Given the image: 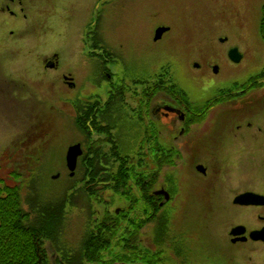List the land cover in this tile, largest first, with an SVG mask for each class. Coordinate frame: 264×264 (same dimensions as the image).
<instances>
[{
	"label": "flooded vegetation",
	"instance_id": "af4514ba",
	"mask_svg": "<svg viewBox=\"0 0 264 264\" xmlns=\"http://www.w3.org/2000/svg\"><path fill=\"white\" fill-rule=\"evenodd\" d=\"M108 4L104 0H96L94 5L92 0H0V15L17 21L23 32H27L28 23V30L31 27L40 40L42 34L50 33L64 46L67 33L75 29V15L83 18L76 41L71 43L73 47L67 49L69 66L61 71L64 56L57 53L41 61L42 76L53 73L45 78L43 89L72 93L99 87L100 77L108 80L104 97L79 103L75 110L82 125H93L91 132L97 138L91 139L97 140L103 152L112 147L119 152L117 143L123 137L124 122H117V117L128 110L133 112L131 96L139 93L136 89H142L145 110L136 121L142 126L144 138L135 146L138 151L133 149L131 167L136 175L140 166L151 170L144 183L137 179L135 189L137 193L150 190L153 213L142 220L144 212L139 211L138 226L126 222L121 243L109 246L108 257L100 264H264V234L256 239L264 231V201L255 205L237 203L247 194L264 197V72L220 96L205 92L182 98L173 91L163 97L162 78L156 76L152 80H135L131 86L128 82L113 83L118 76L114 57L124 52L125 45L121 41L113 49L107 40L104 19ZM166 27L169 31L161 40L178 29L174 21ZM185 27L186 49L191 47V41L189 26ZM122 56L123 61L127 59ZM208 67L215 71L214 64ZM72 68L84 70L81 81L66 72ZM25 69L23 73L30 72V68ZM217 69L220 72V66ZM55 73L59 76L54 77ZM88 74L91 82L83 84ZM23 83L0 84L7 86L9 94L22 96L27 93ZM121 118L129 120L130 115ZM90 146L95 147L94 143ZM252 164L256 165L253 171ZM176 172L182 173L179 179L173 176ZM145 183L148 187L142 189ZM162 190L169 194L166 202L163 196L156 195ZM149 226L151 243L145 236ZM151 244L154 254L147 252ZM229 251L237 252V257L232 259Z\"/></svg>",
	"mask_w": 264,
	"mask_h": 264
},
{
	"label": "rangeland",
	"instance_id": "374dc122",
	"mask_svg": "<svg viewBox=\"0 0 264 264\" xmlns=\"http://www.w3.org/2000/svg\"><path fill=\"white\" fill-rule=\"evenodd\" d=\"M95 1L92 0L93 5ZM107 2H109L107 17L104 19L107 22L105 28L107 40L112 43L113 49L121 44V41L125 45L124 52L117 53L114 57L115 65L118 67L116 69L118 76H113L115 77L113 83L128 82L131 86L135 80H152L155 78L154 71L159 73L164 70L167 72V79H171L169 84L173 85L172 82H174L179 94L190 98L205 92L220 96L223 91L240 88L238 85L247 83L264 72V39L260 32L264 0H107ZM93 16H96L95 12ZM83 21L82 17L80 19L78 15H75L73 19L76 24L75 29L67 33V43L64 46L63 43L56 42L50 33L42 34L43 39L40 40V35H35L31 27L28 30V23H25L27 32H23L22 25L17 21L0 15V83L24 82L21 86L27 92L22 96L11 95L6 91L7 86L0 84L3 85L0 86V178L8 183H22V193L25 194L24 197L28 196L27 199L31 195L34 196V192H31V188L34 187L37 193L34 197L41 205L44 202L54 203L62 196V185H66V181L71 178L69 170L65 165L63 166V162L66 163L65 156L68 146L78 140H83L82 135H85L76 125L72 128L71 121L72 119L74 121L77 115L75 106L72 110L70 105H63V110L65 112L68 110L67 113L70 114L67 118L71 125L68 124L66 113L64 120H57L61 103L65 101L71 105L83 104L86 100L104 97L108 90L105 88L108 80L106 79L105 82L100 77L99 62L96 66L100 78L95 79L93 83L97 80L101 85L90 90L84 89L72 93L51 91L48 94L46 90H43L46 84L33 83L36 81L35 77L39 78L43 74L41 61L46 56L55 53L62 54L64 56L62 72L69 66L70 55L67 54V49L73 47L71 43L76 41L79 34L77 29ZM172 21L178 29L174 34L166 35L161 43L156 44L154 41L156 29L161 26H171ZM186 24L190 29L189 40L191 42L188 45L191 47L185 49L183 48L185 44L183 30L187 29ZM221 39H226L228 42L221 43ZM233 49H237L242 55V61L239 64L229 61L230 50ZM123 54L127 57L124 61ZM204 58H206L205 61ZM32 64L34 67L31 66ZM209 64H214L215 68L220 66L219 74L214 70L211 72ZM25 68H30V72L23 73ZM66 72L75 74L80 81L82 80L81 73L84 74V70L80 72L74 68ZM51 74L44 76L43 80L46 82L44 78L48 79ZM58 76L55 73L54 77ZM89 82L91 78L88 74L82 83L88 85ZM132 99H134L133 109L140 111L144 105L143 98L137 95ZM117 111L119 112V108ZM121 117V115L117 117V122H124L122 124L124 134L117 143L119 153L132 156L133 149L140 145L144 132H142V126L136 121L138 117H132L131 120L126 121ZM50 131L52 134L47 135ZM43 144L46 150L51 149L47 150L46 155L41 151V148L44 150ZM85 145L86 149H89L91 142L87 141ZM32 154L38 156L37 159L32 158L39 163L36 172L41 168L37 173L41 177L38 179L34 177L31 180L32 163H35L32 159L30 160ZM39 157L44 159L41 162L42 165L45 163L43 170ZM255 169L256 165L252 164L251 171ZM13 170L17 171L16 175L12 174ZM43 172H46L50 178L42 177ZM59 172H61L60 177L53 180V173ZM17 176L21 177L16 178ZM77 176V181L81 182L80 170ZM173 176L179 177V173ZM20 178L23 179L20 181ZM79 185L83 187L82 183ZM78 194L79 192L75 193V196ZM75 196L73 200L75 199L76 202ZM90 201L95 200L90 199ZM105 201H109V204L114 203L110 208L112 218L115 215L114 211L123 207L115 201ZM77 202H84V198H79ZM140 207L146 211V215L142 216L143 219L152 214L147 205L141 204ZM95 208L101 209L100 206H95ZM100 213L101 221L104 213L102 210ZM113 220L115 217L112 222ZM64 221L65 229L61 238L59 237L60 240L52 244L47 243L45 246L48 250L49 264L58 262L57 248L60 241L65 244L66 249L73 250L70 253L73 255L75 247H78L76 243L80 242L81 235H83L81 229L88 226L87 221L82 220L79 209H70ZM81 221L83 227L80 229ZM127 221L128 218L121 221L123 225L119 230H114L115 234L122 232V228L127 226ZM150 226L145 232V236H149L147 240L149 243L153 242L152 226ZM151 249L154 250L153 245ZM228 253L232 259L238 255L234 251ZM219 261L222 263L221 260ZM204 264L210 263L205 262Z\"/></svg>",
	"mask_w": 264,
	"mask_h": 264
},
{
	"label": "trees",
	"instance_id": "16d2710c",
	"mask_svg": "<svg viewBox=\"0 0 264 264\" xmlns=\"http://www.w3.org/2000/svg\"><path fill=\"white\" fill-rule=\"evenodd\" d=\"M260 25L261 37L264 39V6ZM161 84L163 86L162 93L166 95L172 94L177 88V86L169 85V81L163 80ZM121 94L122 91L118 95ZM62 110L63 107L60 106V115L57 120L62 121L65 119L66 112ZM144 110L142 106L137 113ZM71 124L72 128L76 125L83 134H86V136L82 135L84 139L81 140L83 145L86 146V138L88 136L92 137L87 123L82 125L77 117L74 118V121L72 119ZM48 129L51 130L50 128ZM51 134L52 132L50 131V134L47 135ZM95 145L97 147H89L86 150V156L80 161L79 169L82 181H77L76 178L78 176L67 180L66 185H62L61 188L63 189L62 196L54 203L44 202L43 205L39 204L37 198L34 197L37 194L34 187L31 188L34 196L31 195L27 199L28 196L24 197L25 194L22 193V183H8L0 178V264H39L40 259L43 264H49L47 261L48 250L45 249V246L47 243L52 244L60 240V236L65 229L64 220L67 218L70 209H79L82 214V220L87 221L88 226L87 228L83 227V222L81 221L82 226L80 229L83 227L81 231L85 236L81 235L82 238L79 243H76L78 247H75L73 255L70 254L73 250L66 249L65 244L60 241L57 248L59 258L56 264H92L103 253L107 252V248L111 244L110 238L112 239L114 236L109 235L107 229L119 228L122 223L116 215L113 216L115 220L112 222L113 214L110 213V208L114 203L109 204V201L105 200L115 201L116 203L123 201L127 212H135L139 200L136 198L135 189H133L135 177L134 170L130 167L129 156L120 155L114 147H112L110 152H103L99 145ZM42 146L44 148V144ZM47 150L50 151L51 149L48 148ZM47 150L41 148L45 155ZM35 153L37 154V152ZM33 154L30 158V160L32 159L35 162L32 163L33 169L31 171H33V174L32 178H30L31 180L34 177L35 179L41 177L40 174L37 175L41 168L36 172L39 163L35 159L38 156L35 154V157ZM43 157H39L41 158L40 163L44 160ZM61 159L63 162V158ZM44 164L42 165L41 163L42 170ZM12 172L13 175H16V172ZM140 172L142 177H145L148 170L144 168ZM43 176L46 179L50 178L46 172H43ZM18 177L21 176L16 178ZM81 183L83 185L82 188L79 185ZM78 192L79 194L75 196V193ZM74 196L76 202L75 199L73 200ZM82 197L84 202H77ZM147 197L148 190L145 191L142 200L150 204V199ZM115 198L120 199L115 200ZM90 199L95 201H90ZM95 206H100L101 209H96ZM148 206L150 207V205ZM101 210L104 214L100 221ZM76 253H79V255H76Z\"/></svg>",
	"mask_w": 264,
	"mask_h": 264
},
{
	"label": "water",
	"instance_id": "95a60500",
	"mask_svg": "<svg viewBox=\"0 0 264 264\" xmlns=\"http://www.w3.org/2000/svg\"><path fill=\"white\" fill-rule=\"evenodd\" d=\"M168 31V29H164L161 28L159 29V31L156 34L155 37V41H158L161 39V37L163 36V34H165ZM241 56L238 52V50H232L230 53V59L233 60L235 63H241ZM217 72V70L215 71ZM83 155V151H82V146L80 145H75V147L70 148L68 154H67V165H68V169H70L71 171V176L74 177L75 176V172H76V167L78 164V160L79 158ZM58 176L55 177V179H57ZM162 196H165V198L168 200V195L166 192H161L159 193ZM260 200L263 201L264 199L262 197H256V196H252V195H247V197H242L240 198L237 202L241 203V204H249L252 202H255L253 200ZM264 232V231H263ZM263 232L261 234H263Z\"/></svg>",
	"mask_w": 264,
	"mask_h": 264
}]
</instances>
